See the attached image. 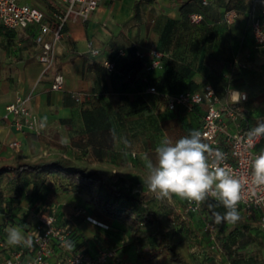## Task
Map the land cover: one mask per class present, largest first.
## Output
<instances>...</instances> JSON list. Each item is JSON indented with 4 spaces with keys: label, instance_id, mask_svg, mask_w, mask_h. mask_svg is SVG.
<instances>
[{
    "label": "crops",
    "instance_id": "obj_1",
    "mask_svg": "<svg viewBox=\"0 0 264 264\" xmlns=\"http://www.w3.org/2000/svg\"><path fill=\"white\" fill-rule=\"evenodd\" d=\"M17 1L38 6L47 14L63 8L59 0ZM201 1L103 0L87 20H67L54 65L45 74L37 58L41 49L37 28H7L0 22V260L25 248L26 256H31L28 247L7 245L5 230L20 227L32 239L27 229L37 226L41 211L51 207L58 223L76 229L77 250L94 254L102 247L117 248L123 258L141 264L127 222L105 216L86 192L74 191L65 178L46 170L34 178L27 170L15 169L27 162L50 160L121 172L119 185L137 190L170 229L174 226L182 249L205 252L210 235L204 231L203 207L185 215L186 201L175 196L157 200L147 188L146 164L155 162V148L162 139L175 141L202 125L203 105L194 111L168 107V96L180 89L198 90L210 83L223 101L229 90L237 89L246 99L237 104V121L224 113L227 129L264 122V52L251 29L252 18L264 11V3L252 14V0H209L207 5ZM231 7L238 15L227 23L224 13ZM201 10L203 20L191 22L189 15ZM89 43L100 52L92 53ZM153 47L163 52V64L148 70L145 63L150 62ZM120 49L123 55L118 54ZM137 50L144 53L143 58L136 55ZM105 59L116 62L115 70L104 65ZM56 73L64 77L60 89L51 88ZM150 86L156 92L149 91ZM29 93L39 120L46 117L41 134L16 131L3 117L9 102ZM13 140L20 142L19 148L11 147ZM16 174L19 179H14ZM218 211L225 209L220 206ZM230 224L223 223L217 234L228 232ZM61 255L54 246L52 258Z\"/></svg>",
    "mask_w": 264,
    "mask_h": 264
},
{
    "label": "built area",
    "instance_id": "obj_2",
    "mask_svg": "<svg viewBox=\"0 0 264 264\" xmlns=\"http://www.w3.org/2000/svg\"><path fill=\"white\" fill-rule=\"evenodd\" d=\"M103 0H59L62 4V10H54L47 14L43 9L30 3H22L17 0H0V22L7 28L28 27L34 25L37 28L36 41L41 49L37 55L38 60L42 63L43 74L52 69L56 58V47L58 42L65 34L64 27L67 20L72 17L75 20L85 21L91 13L98 8ZM208 3V0H203ZM259 3L264 0H252L251 13L253 14ZM237 10L231 8L224 13V19L227 23H233L237 18ZM203 18L202 13L194 12L190 15L192 22H199ZM251 29L255 43L261 47L264 52V11L259 16H254L251 21ZM47 34L51 37L47 38ZM90 51L94 54L100 52L99 48H93L89 43ZM119 55L124 54V50L118 51ZM151 60L145 65L148 70L161 67L163 64V52L155 47L150 49ZM140 58L144 53L136 51ZM104 65L110 70H115L116 63L113 60H103ZM64 77L61 73L54 74L52 89L63 87ZM151 92H156L155 86L148 88ZM237 89H231L228 92V99L222 100L214 86L210 83L205 84L198 90H186L168 96L167 105L170 109L178 106L186 110H193L196 106L203 105L205 112L202 125L199 131L205 136V141L210 143L214 148H219L226 154L227 163L238 177L249 179L242 189V200L238 205V211L245 218H256L257 226L264 230V187H257L250 181V160L264 149V140L256 145L255 148L245 151L238 144L237 137H242L253 128L249 123L231 131L228 130L224 121V113L237 121L240 117V110L237 104L233 102V92ZM241 93V92H240ZM246 96L245 93H242ZM32 93L25 96H17L5 107L3 117L9 121L10 126L19 132H33L41 134V121L33 110L30 101ZM245 100V99H242ZM11 147L19 148L20 142L13 140ZM137 191V190H135ZM216 204L217 201L212 199ZM195 203L190 204L186 201L183 213L185 215L199 211ZM90 219V217H88ZM92 220V219H91ZM107 228L106 224L100 223ZM205 229L211 231L213 224L210 221L205 222ZM73 227L69 224H60L55 213H43L39 223L32 231V247L28 250L31 256H26L27 249H20L13 252V255L0 260V264H121L118 252L114 248L102 247L94 254L85 250H75L64 246L65 241H71L73 245ZM54 246L61 250L62 255L58 258H52ZM218 246L213 244L212 249ZM226 264H232L231 261Z\"/></svg>",
    "mask_w": 264,
    "mask_h": 264
},
{
    "label": "trees",
    "instance_id": "obj_3",
    "mask_svg": "<svg viewBox=\"0 0 264 264\" xmlns=\"http://www.w3.org/2000/svg\"><path fill=\"white\" fill-rule=\"evenodd\" d=\"M201 2L203 5L208 4H204L203 0ZM195 12L202 13L204 18L202 10ZM203 18L199 22L193 23H200ZM186 90L197 89L183 88L176 93ZM15 169L27 170L33 173L34 178H38L43 170L55 174L59 178H65L69 185L73 186L74 191L86 192L96 208L105 216L127 222L133 229L137 260L141 264H226L228 261H231L232 264H264V230L257 226L256 218H245L239 212L240 220L234 223L235 227L223 235H218L217 232L223 223L216 224L212 213L213 211L219 212L218 207L221 205L216 204L212 198L202 203L203 206L201 204L199 209L201 211L203 207V212L205 211L206 214L203 227L204 231L210 235V243L203 254L189 253L180 247V243L175 237L176 233L172 230L174 226L170 229L171 226L167 220L145 201L138 191L129 190L119 185L122 179V173L119 171L108 172L102 169H87L69 160L27 162L15 167ZM16 178L19 179L18 174L15 175L14 179ZM209 204L215 207L209 208ZM206 221L213 224L211 231L205 229ZM73 233L74 247V240L77 236L74 227ZM245 238V241L240 242ZM245 242L257 243V250L251 252V249H246L247 244L245 245ZM213 244L218 247L212 249ZM74 249L77 250L75 247ZM114 249L119 251L117 248ZM118 256L122 261L121 264H138L137 261L126 260L119 252Z\"/></svg>",
    "mask_w": 264,
    "mask_h": 264
},
{
    "label": "clouds",
    "instance_id": "obj_4",
    "mask_svg": "<svg viewBox=\"0 0 264 264\" xmlns=\"http://www.w3.org/2000/svg\"><path fill=\"white\" fill-rule=\"evenodd\" d=\"M246 99L242 93L233 92V102L238 104ZM46 126V117L40 123V128ZM205 136L199 130H192L187 135L173 141L168 138L161 140L155 148V162L148 160L146 164V184L148 190L157 200H171L173 196L197 208L214 199L225 211H213L216 224L236 223L240 220L238 205L242 200L243 186L249 179L238 177L234 170L225 163L226 154L219 148H214L205 142ZM264 140V122H258L237 142L245 151L253 149ZM127 144L128 142L125 141ZM250 181L252 185L264 187V149H261L249 162ZM209 208H214L212 204ZM6 243L9 246L23 245L32 247V239L26 237L20 227L6 228ZM64 246L71 249V241H65Z\"/></svg>",
    "mask_w": 264,
    "mask_h": 264
},
{
    "label": "rangeland",
    "instance_id": "obj_5",
    "mask_svg": "<svg viewBox=\"0 0 264 264\" xmlns=\"http://www.w3.org/2000/svg\"><path fill=\"white\" fill-rule=\"evenodd\" d=\"M54 209L56 210V207H54ZM53 209V210H54ZM55 210H54V212H55ZM47 212H52V209H51V207H45V209L44 210H42L41 211V213H40V215H39V218L41 217V215L43 214V213H47ZM56 214V213H55ZM234 228V225H232V224H230V225H228L227 227H226V229L227 230H232ZM28 231H30V233H31V236H32V231L34 230V228H32V226L31 227H29L28 229H27ZM246 240V238L245 239H242L240 242H243V241H245ZM247 244V246H246V249H251V252H252V250H257V243H253V244H249V242L247 243V242H245V245ZM184 250H185V248H184ZM240 251H242V250H240ZM242 252H244V251H242ZM264 252V251H263Z\"/></svg>",
    "mask_w": 264,
    "mask_h": 264
}]
</instances>
